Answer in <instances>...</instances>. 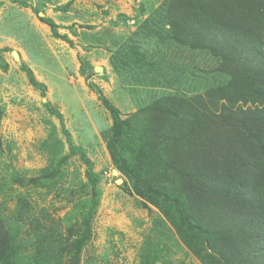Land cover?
Returning <instances> with one entry per match:
<instances>
[{"label":"rangeland","instance_id":"obj_1","mask_svg":"<svg viewBox=\"0 0 264 264\" xmlns=\"http://www.w3.org/2000/svg\"><path fill=\"white\" fill-rule=\"evenodd\" d=\"M0 52V264H250L264 0H0Z\"/></svg>","mask_w":264,"mask_h":264},{"label":"trees","instance_id":"obj_2","mask_svg":"<svg viewBox=\"0 0 264 264\" xmlns=\"http://www.w3.org/2000/svg\"><path fill=\"white\" fill-rule=\"evenodd\" d=\"M18 3L21 5H24L22 2H18ZM33 12L37 15V18L41 23L49 26L50 29L54 28L53 22L50 19L46 18L45 16H39L38 10L34 9ZM6 68H7V65L4 62L1 56V52H0V69L5 70ZM20 69L26 73V76L28 77L31 85H33L34 87L36 86L41 87L40 85L35 84L32 78V73L28 68L21 65ZM103 105L105 108L109 110V112L111 113L112 119H113V133L108 143L109 155H110L112 163L116 166V168L118 170H124V166H125L124 161L119 156L118 150L116 148L117 136L119 133V120L117 118L115 110L112 109V107H110L109 104L104 100H103ZM48 111L51 112L49 109ZM69 149H70L71 155L78 154L82 159L84 158V153L81 150L74 148L72 146H69ZM84 164L87 165L86 177L93 186L96 183V180L94 178L95 174L92 172L90 163L88 161H84ZM144 189L146 192H152V190L149 188H144ZM227 189L230 190L231 186H228ZM260 189L257 188L256 193L258 195H261V193L264 194V178H263V184L260 186ZM93 195L94 197H96L95 192H93ZM237 201L239 202L241 208L245 209L246 211L248 210V213H249V216H247L246 218L245 226H248L249 224H251L250 225L251 227L255 220H258L259 223L262 225L258 232H257V229L253 227L254 233H252L253 236L250 237L251 238L250 240L247 236L246 241L248 242L246 243L247 244L249 243V246H250L248 248L247 257L251 258V259H248L247 262L250 264H252V262L253 264H264V196L257 197V195L251 194L249 196H246L245 199L243 200L237 199ZM172 203L176 209L177 215L182 219L181 213L177 209L175 202H172Z\"/></svg>","mask_w":264,"mask_h":264},{"label":"water","instance_id":"obj_3","mask_svg":"<svg viewBox=\"0 0 264 264\" xmlns=\"http://www.w3.org/2000/svg\"><path fill=\"white\" fill-rule=\"evenodd\" d=\"M95 70H99L98 68H96Z\"/></svg>","mask_w":264,"mask_h":264}]
</instances>
